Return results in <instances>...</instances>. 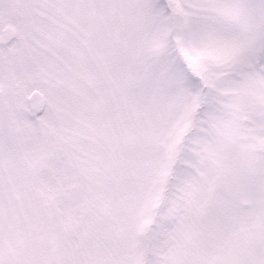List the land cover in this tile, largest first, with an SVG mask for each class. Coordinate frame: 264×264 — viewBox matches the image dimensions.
Returning <instances> with one entry per match:
<instances>
[{"label": "snow or ice", "instance_id": "1", "mask_svg": "<svg viewBox=\"0 0 264 264\" xmlns=\"http://www.w3.org/2000/svg\"><path fill=\"white\" fill-rule=\"evenodd\" d=\"M0 264H264V0H0Z\"/></svg>", "mask_w": 264, "mask_h": 264}]
</instances>
